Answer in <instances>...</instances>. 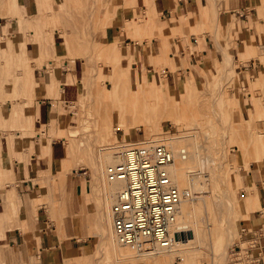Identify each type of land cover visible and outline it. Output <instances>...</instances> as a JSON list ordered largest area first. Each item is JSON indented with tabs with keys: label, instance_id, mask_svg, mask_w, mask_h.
Masks as SVG:
<instances>
[{
	"label": "rangeland",
	"instance_id": "rangeland-1",
	"mask_svg": "<svg viewBox=\"0 0 264 264\" xmlns=\"http://www.w3.org/2000/svg\"><path fill=\"white\" fill-rule=\"evenodd\" d=\"M48 1L47 19L44 20L43 25L45 32H43L40 42L32 39V42L36 43V50L33 55H30L31 51L26 52V44L30 40L27 39L24 32H14L15 35H9L6 40L4 36H6L9 30L7 27L1 29L0 47H4L5 44L6 46L0 48V78H3L8 73L12 75L19 73L15 76L13 86L9 90L1 87L0 83V102L2 101V104H4L1 109H3V118L6 120L5 132L13 133L14 131L27 130V135L34 138L37 133V129L33 125L34 109L36 104H38L36 100L43 95L51 98H60L57 94V89L54 88L51 70L48 81L43 85L46 92L43 95L39 93V89L42 87L41 83L34 79L33 70L35 67L41 68L44 64L50 67L54 62L59 63L61 57L71 58L80 56L85 59V70L82 82L78 84L79 95L76 101L71 102L68 108H66L62 100L59 101L62 111L65 113L69 110L70 114L65 116L66 121L62 125L61 123L58 124L64 129L62 133L51 136L52 139L64 137L66 148L65 165H62V172H56L50 167L46 169H38L36 167L34 172L22 178L20 174H17L18 166L16 162H13L15 173L12 175H8L3 169H0V210L4 207L5 202L8 201L6 203L5 214L7 215L9 213V204H15L9 218L10 224L6 221L7 226L0 227V264H25L20 259L19 248L26 245L30 254V262L39 261L37 258L39 253V229L42 226H50V228L46 227L45 231L53 234V239L56 243H61L67 239L63 228L65 223L64 217L67 215L66 207L64 202H59L53 196L54 188L56 189V187L63 184V180L59 177L66 174H64L63 170L67 165L74 168L69 171L70 173L76 172L82 177L80 190L84 203L81 204L80 210L73 214L70 223V229L76 240L75 244L81 245L82 248L60 249L59 258L53 264H111L112 259L109 256V251L106 250L104 242L99 240V229L95 216L97 208L103 202V192L99 189L91 190L89 188L92 177L90 158L94 146L97 148L102 145L103 147L120 146L124 142L150 140L153 137H158V133H163L162 136L167 138L179 137L181 135L188 136L190 134L191 137L189 135L187 139L191 141L190 139H192L193 132L195 131H197L195 132L197 134L194 135H196L198 141H201L205 133L203 129H207L211 135V139L216 142L213 149L219 146L220 143L217 144V142H221L222 137L220 135L222 131L224 130L227 133L228 139L226 140H230L229 143L227 142L228 144L225 140V145L228 147V158H226L228 160L221 159L215 155L211 157L213 161L206 164V167L202 171L199 170V167L189 169L186 174L187 177L185 176V189H193L191 190L193 197H203V199L198 200L194 198L190 199V201L195 204L198 202L203 203L206 219L208 215L205 206L211 200L210 195L212 193L221 194L223 192L231 197L234 203L236 201L240 204L241 210L236 215L234 222L235 237L227 246L225 244L217 250L218 252L225 250L223 263L228 264L229 252L236 244L240 243L243 228L242 223L247 219L249 213L257 209L261 210L264 216V207L261 204L256 207L254 201L253 195L256 192L254 185L246 187L247 184L244 177L249 172L251 173V168H259L260 162L264 158V123L260 117L261 107L254 100L258 96L264 102V92L260 90L257 95V81L253 72L250 74L247 70L245 78L242 77V73H238L241 69L240 66L246 65L248 59L243 61L240 59L239 53H237L238 47L233 40L234 45L232 46L235 47V50L227 52L228 57H225V62H222L219 79L212 78L215 70L213 65H209L210 67L204 68V70H199L198 76L191 73L186 74L185 70H183L181 71L183 77L177 84L158 85L159 89L154 88V94V86H152V89L149 91V93L151 92L150 95H139L142 92L144 73H136V82V76L135 79L132 78L131 80L127 76L129 73L128 69L122 71L120 75L122 68L118 65L119 69L117 71L114 69L115 64L111 52L107 50L109 46L105 47L106 45H103V40L99 43L93 42L92 37L87 34L91 22L88 17L90 15L94 16L95 13L98 14L99 10L103 7L106 8V13L107 11L109 12L111 0H94L95 3L89 2L87 4L81 0L76 3L72 1L69 2V6L66 4L63 8L58 7L57 9H53L51 5V1L55 2V0ZM202 1L205 6H209L210 8V14L205 21L207 25L202 23L203 26L199 30L192 29L190 32L194 33L197 38L202 37V34L205 32L208 34V37L213 39V37H216L215 28H213L215 27L214 17L218 14L220 17L223 14H228L229 6H224V3L225 5L230 3L231 5L233 0ZM54 8H56V5H54ZM22 9L23 6L20 0H0V23L10 22L12 18L20 19V11ZM224 10L227 12L223 13ZM44 14L46 15V13ZM145 14L148 15L149 12L146 11ZM141 20L143 21V19ZM153 29H156V27H153ZM32 30L34 31V29ZM232 32L234 34V29ZM45 33L48 34V39ZM132 37L138 38V36ZM148 37L150 38L151 36ZM53 38L56 42L63 39L64 41L58 46L55 44ZM112 48L115 51V45H112ZM6 53H11L14 57L13 62L10 64H5L4 56ZM155 57L152 58L157 59ZM250 57L259 58L264 64V41L259 47L255 46V52ZM108 66L113 69L110 75L105 74ZM204 74H207L210 79L206 80L204 78L202 83L198 84L197 82H199ZM162 75L159 73L158 78L160 81L163 79ZM18 76H20L19 80L17 79ZM125 79H129L130 83H127ZM111 83L121 84L123 93L131 95V103L127 100L124 101L126 103H123V106H117L118 98L111 95ZM186 84H191V88L179 92ZM167 88L170 90L171 95L164 93V90ZM17 91L20 93H17ZM16 98H19L17 104L14 101ZM153 100L156 103L160 100L161 111L159 109V113L156 112L158 111L157 108L154 111V109L147 107L150 101ZM113 103L115 104L113 105ZM253 103L254 110L256 104L258 116H254L251 120L250 111L253 108ZM129 104L132 112L135 115L138 113L139 120H146L148 122L147 125L144 127L140 125L139 127H135V129L116 128L113 132V137L107 136L105 132H102L98 139H103L104 142H100L98 139L95 141L96 134L100 130L104 131V125L107 122L113 124L114 116L118 114V111L123 112L128 109ZM200 122H202V125ZM229 125L232 129H228V127L230 128ZM219 130L222 131L220 132ZM145 131L148 135L145 134ZM0 135L10 140L12 138L10 135L6 136L3 133L1 126ZM39 138L40 145L46 139H51L43 134L42 131L39 134ZM82 139L84 140V146H80ZM68 148H72V151L74 148L75 151H73V157L69 159L67 157ZM24 153L26 159L31 160L30 153L32 151L24 149ZM9 154L12 155L11 151ZM218 173L219 175H217ZM192 175H195V177ZM240 178L244 179L246 186L243 184V181L240 182ZM21 179L27 181L24 187H21ZM17 184L19 188L15 189L14 187ZM194 186L197 187L194 188ZM248 191L250 193L246 196ZM8 194L12 195L14 199L7 198ZM28 197L33 204L27 201L25 204L29 209H33L34 212H30L31 210H19V206L23 203L21 202V198L26 200ZM243 199L246 201V206L243 204ZM81 214L84 216L81 217ZM80 218H83V223L79 226L77 223H79ZM43 219H46L48 223L43 224ZM15 227L20 230H18L19 232L16 233V236H13V229ZM104 228L106 230L107 226L104 225ZM8 230L11 232V238L15 239V242L8 243L9 237L6 240H1L5 237L3 232ZM218 252H216L214 244L208 240H204L202 244H196L190 249L182 250L178 253L163 251L150 256L142 255V258L140 255L133 253L136 257H134L133 262L145 264L150 259L149 262L151 264H185V261L186 264L187 262H189L188 264H212V262L216 264L217 262L215 263L213 257ZM161 256L163 257L160 258Z\"/></svg>",
	"mask_w": 264,
	"mask_h": 264
},
{
	"label": "crops",
	"instance_id": "crops-1",
	"mask_svg": "<svg viewBox=\"0 0 264 264\" xmlns=\"http://www.w3.org/2000/svg\"><path fill=\"white\" fill-rule=\"evenodd\" d=\"M72 1L76 3L79 0H55L56 3L51 1V5L53 9L63 8L66 4L69 6V2ZM81 1L86 4L89 2L95 3L94 0ZM48 2V0H20L23 6L20 11L21 18H12L10 22L0 23V33L3 27H7L9 31L4 36L7 40L9 35H15L14 32H24L27 39L30 40L26 44V52L31 51L30 55H33L36 50V43H33L32 39L40 42L43 32H45L43 25L44 20L47 19ZM263 3L264 0H233L231 5L230 3L225 5L224 3V6H229V10L228 12L224 10L223 13L227 12L228 14H223L221 17L218 14L214 17L216 37H213V40L205 32L199 38L190 32L192 29L199 30L203 24L207 25L205 21L210 14V8L205 6L202 0H111L109 12L107 11L106 13V8L103 7L98 14L95 13L94 16L89 14L90 17L88 18L91 22L87 34L92 37L93 42L99 43L103 40V45L110 47L114 64L122 68L120 75L122 71L128 69L129 73L127 76L131 80L132 78L135 79L137 72H143L145 75L144 79L149 78V80H152L154 78L158 85L177 84L183 77L181 71L185 70L186 74L191 73L198 76L199 70H204V68L211 65L215 69L212 78L219 79L223 61L221 51L233 52L235 47L232 45H234L235 41L240 59L242 61L248 59L246 65L240 66L241 69L238 73H242L243 78H245L247 70L250 74L251 72L255 74L258 95L260 90L264 92V64L259 58L250 56L254 54L255 46L259 47L264 41ZM54 5H56V8H54ZM146 11L149 12L148 15L145 14ZM153 27H156V29H153ZM233 29L236 35L233 34ZM45 34L48 39V34ZM132 36H138V38L135 39ZM148 36L151 37L149 38ZM62 42L63 40L55 41V44L59 46ZM112 45H115V51H113ZM154 56L157 59H153L152 57ZM4 57L5 64H10L14 60L11 53H6ZM60 60L59 63H52L51 68L44 64L41 68L35 67L33 70L34 79L41 83L42 88L39 89L41 95L46 92L43 85L48 81L52 71L54 88L57 89V94L61 98H51L43 95L36 100L38 104H36L34 109L33 125L37 129V133L34 138L27 135V130L14 131L13 133L5 132L6 120L3 118V109H1L4 104H2V101L0 102V126L6 136L10 135L12 137L10 140L0 135V169H3L8 175L15 173L13 162H16L18 166L17 174H20L22 178L34 172L36 167L38 169L50 167L56 172H60L62 171V165H65L66 147L64 137L52 139L51 136L59 135L64 130L61 125L66 121L65 116L69 115L70 112L67 110L64 113L59 101L62 100L63 104L68 108L69 104L75 102L78 98V84L82 82L85 59L80 56H74L71 58L61 57ZM106 71L105 74L110 75L113 69L108 66ZM159 73L163 74L162 81L158 78ZM16 75L8 73L3 78H0L1 87L9 90L13 86ZM204 78L206 80L210 79L207 74H204L197 83L201 84ZM136 80L137 76L135 82ZM189 88H191V84H186L179 92L186 91ZM17 93L20 92L17 91ZM18 100L19 98L14 100L16 104ZM254 100L261 107L260 117L264 123V102L258 96ZM253 111L254 103L250 116H253ZM59 123L61 125H58ZM41 131L51 138L49 140L46 139L42 145L39 143ZM12 148L14 149L12 150ZM24 149L32 151L30 153L31 160L26 159ZM8 150L11 151L12 155L9 154L10 151L8 152ZM13 151L14 153H12ZM250 171L251 173L249 172L248 175L244 176L247 186L244 184L243 178L239 180L240 182L243 181L246 187L254 185L256 192L253 197L256 207L260 204L264 207V158L260 162L259 168L253 167ZM59 178L63 180V184L56 187V189L54 188L53 196L59 202H64L66 207L67 215L64 217L63 228L67 239L61 243H56L53 239V234L45 231L46 227L50 228V226L40 227L39 253L37 255L39 261L30 262V254L26 245L19 248L20 259L25 264H53L59 258L60 249L82 248L81 245L75 244L76 240L70 229L73 214L77 213L81 204L84 203L80 190L82 177L76 172H67ZM20 182L21 187L27 184L24 179H21ZM14 188H19V185L17 184ZM249 193L248 191L246 196ZM26 201L33 204L29 197L26 200L21 198L23 203L19 206V210H31L30 212H34L33 209H29L26 206ZM7 202L0 210V227L2 228L7 226L6 221L10 223L9 218L15 205L8 203L10 212L6 217ZM243 204L246 206L245 199H243ZM263 218L261 210L256 209L249 213L247 219L242 223L243 227L248 229V233L244 236L245 238L253 235L262 224ZM42 223L46 224L48 221L43 219ZM18 230L20 229L17 227L13 229V236H16V233L19 232ZM11 235L9 230L5 231V237L1 240H6L9 237L8 243L15 242Z\"/></svg>",
	"mask_w": 264,
	"mask_h": 264
},
{
	"label": "bare ground",
	"instance_id": "bare-ground-1",
	"mask_svg": "<svg viewBox=\"0 0 264 264\" xmlns=\"http://www.w3.org/2000/svg\"><path fill=\"white\" fill-rule=\"evenodd\" d=\"M214 25H216V23ZM107 50L111 52L110 47H108ZM221 52L223 55L222 62H225V57H228L227 52L225 50ZM114 69L117 71L119 69V66L114 65ZM221 76H223V74H221ZM126 81L127 83H130L129 79ZM152 86H154L153 87V94H154V90L159 89V86L156 80L154 78L152 80L143 79L142 92L139 95H144V96H147L148 94L150 95L151 92L149 93V91L150 89H152L151 88ZM121 89H123L121 88V84L111 83V95L118 98L116 105L119 107L123 106V103H126L124 101H127V100L128 102L131 103V99H132L131 95H128V94L125 95ZM164 91H165L164 93L171 95L170 90L168 88L165 89ZM136 93L138 94V92ZM159 102L156 103L154 102V100L150 101L147 107L154 109V111L157 108L158 111L156 112L159 113L161 111ZM114 104L115 103H113V105ZM253 113H254L253 116L250 117L251 120L253 119L254 116H258V110L256 108V104H255V110ZM137 115L138 113L135 115L132 112L130 104H129L128 109L124 110L123 112L118 111V114L114 116L113 124H111L110 122H107L104 125V128H103L104 131L100 130L96 134L94 140L96 141L102 132H105L107 136L113 137V132L116 130V128H123V129L134 128L135 129V127H139L140 125L141 126L143 125V127L147 125L148 122L146 120L140 121ZM217 121H220V120H217ZM200 124L202 125V122H200ZM114 127L115 129H113ZM228 129H232L231 126L230 128L228 127ZM203 131L205 133L203 134V139L201 141H198L196 135H194V134H197L195 133L197 131L193 132V137L192 139H190L191 141H188L187 139L190 134L188 136L181 135L179 137H168L167 138V137H163L162 136L163 133L160 131L162 134L158 133V137H153L150 140L146 139V140H138V141L136 140L134 142H124V144L120 146H104L103 147L102 145L99 148L94 146V149L92 150L93 153L90 158V169H91L90 171L92 172V177H91L89 188L91 190L99 189L101 192H103V202L97 208L95 216H96V224L99 229L98 237L100 241L104 242L106 250L109 251V256L112 259L111 264H138L139 262H136V263L133 262L134 261L133 259L135 257L133 253H135L136 255H140V257L142 255L150 256V255L160 253L163 251H170V252L173 251V252L178 253L182 250H188L196 244H202L204 240H208L212 244H214L215 250L216 252H218L217 251L218 248L220 249L221 246H224L225 244H226L225 246H227L230 242H232V240L235 237V226H234L235 217L241 210L240 204H238L235 200H234L235 201L234 203L233 199L231 200V197L227 196L223 192L221 194L212 193L210 195L211 200L205 206V209H207V215H208L206 219L204 215L203 203L198 202L197 204H195L194 202L190 201V199L197 198L199 200V199H203V197L201 196L193 197L191 195L193 194V192L191 193V190L193 189L191 190L185 189L186 187L185 186V176L188 173L189 169L199 167V170L202 171L203 168L206 167V164H208L210 161H213L211 157L215 155L221 159L228 158V147L227 145H225V140L228 139L227 133L224 130L222 131V134L220 135L222 137L221 142L218 141L217 144L220 143L219 146L213 149V146L215 145L216 142H214L213 139H211V135L209 134V131L207 129L206 130L203 129ZM145 134H146V131H145ZM98 141L104 142L103 139L101 140L98 139ZM229 141L230 140L228 141L226 140V143L227 142L229 143ZM156 144L166 145L169 148L173 156L172 162L166 166V169H167L168 176L172 184H174L179 189L181 193V199L176 207L175 222L171 228V232L175 233L174 241L172 242V244L168 247H160L158 244L145 245V248L141 250V249H138L137 247L122 245L115 238V235L113 232V226H112L111 206L116 200L117 193L121 189L124 188L125 183L121 180H113V181L108 180V178L106 177V169L109 165L115 164L121 160V157H120L121 151L129 147H132V146H148L149 147V146H154ZM80 146H84L83 139L80 141ZM73 151H74V148H73ZM73 151H72V148L67 149L68 159L73 157L72 156V154L74 155ZM73 169H74L73 166L67 165L66 168L63 170V172L65 174ZM61 172L62 171H60V173ZM217 175H219V173ZM192 176L195 177V175H192ZM196 187L197 186H194V188ZM7 198L14 199L13 196L10 194H8ZM204 198L206 197L204 196ZM8 214L9 213H7V215ZM80 216L82 217L84 215L81 214ZM82 219L83 218H80L78 221L79 223H77L79 226L83 223ZM104 225L107 226L106 230L104 228ZM3 235H5V232L3 233ZM224 255H225V250L224 251L221 250L217 253L216 256H214L215 258L213 257V260L215 259V263L217 262L216 264H222L225 259ZM162 257L163 256H161L160 258ZM184 259H185V256H184ZM149 261L150 259L147 260L145 264H151ZM141 263L142 262H140V264ZM188 263L189 262H187V264ZM185 264H186V261H185Z\"/></svg>",
	"mask_w": 264,
	"mask_h": 264
},
{
	"label": "built area",
	"instance_id": "built-area-1",
	"mask_svg": "<svg viewBox=\"0 0 264 264\" xmlns=\"http://www.w3.org/2000/svg\"><path fill=\"white\" fill-rule=\"evenodd\" d=\"M120 157L106 169L108 180L125 183L111 206L116 240L141 250L152 244L170 246L181 193L166 169L173 160L169 148L164 144L132 146L121 151ZM247 233L243 227L240 243L229 252L228 264H264V218L251 237L245 238Z\"/></svg>",
	"mask_w": 264,
	"mask_h": 264
}]
</instances>
